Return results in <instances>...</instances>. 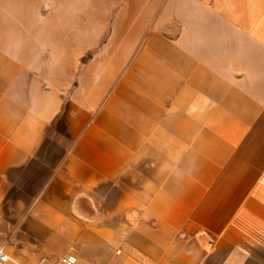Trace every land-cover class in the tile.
Returning <instances> with one entry per match:
<instances>
[{"label": "crops", "instance_id": "1", "mask_svg": "<svg viewBox=\"0 0 264 264\" xmlns=\"http://www.w3.org/2000/svg\"><path fill=\"white\" fill-rule=\"evenodd\" d=\"M5 3L4 264H264V0H182L93 64Z\"/></svg>", "mask_w": 264, "mask_h": 264}, {"label": "rangeland", "instance_id": "2", "mask_svg": "<svg viewBox=\"0 0 264 264\" xmlns=\"http://www.w3.org/2000/svg\"><path fill=\"white\" fill-rule=\"evenodd\" d=\"M180 1L70 0L63 4L58 0H6L4 7L9 20L16 16L44 18L57 30L63 26L65 13L67 23L71 19L73 57L80 50L78 63L93 64L101 50L129 51L131 44L139 49L149 35L163 34V24L174 23Z\"/></svg>", "mask_w": 264, "mask_h": 264}, {"label": "built area", "instance_id": "3", "mask_svg": "<svg viewBox=\"0 0 264 264\" xmlns=\"http://www.w3.org/2000/svg\"><path fill=\"white\" fill-rule=\"evenodd\" d=\"M10 256L4 246H0V264H4L9 260ZM58 264H74L72 260L63 258Z\"/></svg>", "mask_w": 264, "mask_h": 264}]
</instances>
